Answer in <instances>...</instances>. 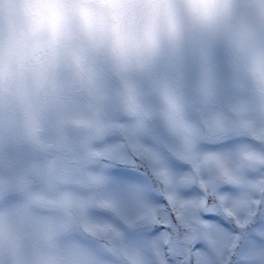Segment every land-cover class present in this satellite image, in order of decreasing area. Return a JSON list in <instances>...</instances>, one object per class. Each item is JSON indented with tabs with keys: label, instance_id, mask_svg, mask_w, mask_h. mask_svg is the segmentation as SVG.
<instances>
[{
	"label": "clouds",
	"instance_id": "obj_1",
	"mask_svg": "<svg viewBox=\"0 0 264 264\" xmlns=\"http://www.w3.org/2000/svg\"><path fill=\"white\" fill-rule=\"evenodd\" d=\"M129 149L264 198V0H0V264H159Z\"/></svg>",
	"mask_w": 264,
	"mask_h": 264
},
{
	"label": "snow or ice",
	"instance_id": "obj_2",
	"mask_svg": "<svg viewBox=\"0 0 264 264\" xmlns=\"http://www.w3.org/2000/svg\"><path fill=\"white\" fill-rule=\"evenodd\" d=\"M181 163L174 159L164 167L170 178L154 175L155 183L146 186L155 221L143 239L151 240L159 264H264V198L242 201L231 184L196 179L179 170Z\"/></svg>",
	"mask_w": 264,
	"mask_h": 264
},
{
	"label": "rangeland",
	"instance_id": "obj_3",
	"mask_svg": "<svg viewBox=\"0 0 264 264\" xmlns=\"http://www.w3.org/2000/svg\"><path fill=\"white\" fill-rule=\"evenodd\" d=\"M119 138L111 137L108 140V143H118ZM241 141L237 139H232L225 141L222 144L214 146L219 150L229 151L235 148ZM103 146V145H101ZM156 156L159 159V163L163 167L171 168V162L174 160L170 155L162 152L156 153ZM111 165L109 170V174L118 181L127 183V184H136L147 186L148 184L155 183L154 178V164L152 159L148 155L138 154L133 152L132 150H126L122 154V158L114 161H105ZM180 171H187L188 166L181 163ZM175 171V169H173ZM250 178H254V173H249ZM233 192V194L237 193L236 189H229ZM90 215L97 221L101 223H108L117 226L118 228L127 230L128 225L125 223V218L129 215V210L127 208H123L120 215L113 214L112 212L105 209H93ZM158 229H153L150 235H155ZM133 238L135 239H143L146 238L143 232L131 233ZM196 247L204 252H208L209 249L204 243H199ZM236 257H233L235 260Z\"/></svg>",
	"mask_w": 264,
	"mask_h": 264
}]
</instances>
